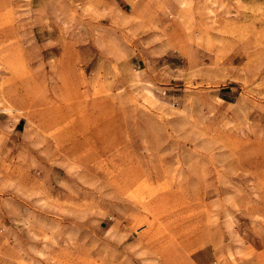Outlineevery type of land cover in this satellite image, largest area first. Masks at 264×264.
Here are the masks:
<instances>
[{"label":"rangeland","instance_id":"1","mask_svg":"<svg viewBox=\"0 0 264 264\" xmlns=\"http://www.w3.org/2000/svg\"><path fill=\"white\" fill-rule=\"evenodd\" d=\"M0 264H264V0H0Z\"/></svg>","mask_w":264,"mask_h":264}]
</instances>
